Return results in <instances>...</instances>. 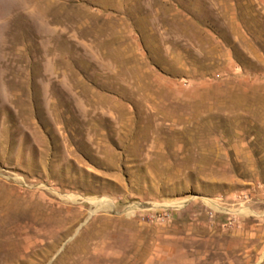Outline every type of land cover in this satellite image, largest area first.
<instances>
[{
  "label": "rangeland",
  "instance_id": "rangeland-1",
  "mask_svg": "<svg viewBox=\"0 0 264 264\" xmlns=\"http://www.w3.org/2000/svg\"><path fill=\"white\" fill-rule=\"evenodd\" d=\"M0 264H264V0H0Z\"/></svg>",
  "mask_w": 264,
  "mask_h": 264
}]
</instances>
